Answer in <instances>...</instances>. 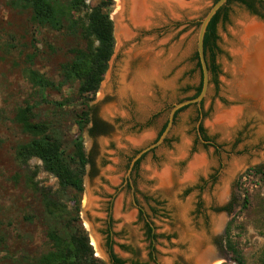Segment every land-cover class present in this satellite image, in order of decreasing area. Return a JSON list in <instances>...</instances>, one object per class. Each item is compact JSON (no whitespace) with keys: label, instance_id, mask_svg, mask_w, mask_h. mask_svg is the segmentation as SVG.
I'll return each mask as SVG.
<instances>
[{"label":"rangeland","instance_id":"obj_1","mask_svg":"<svg viewBox=\"0 0 264 264\" xmlns=\"http://www.w3.org/2000/svg\"><path fill=\"white\" fill-rule=\"evenodd\" d=\"M100 1L86 4L94 7ZM112 1L110 18L116 9ZM213 1L192 0L195 9L174 25L164 19L149 32L132 33L126 26L127 37L113 36V54L99 89L93 98L86 96L92 122L79 136L74 125L83 111L77 105L78 85L44 92L48 101L62 104L59 109L41 103L26 79V71L33 70L58 83L76 42L35 22L29 10L12 0H0V264H28L50 248L40 199L25 185L29 175L35 172L34 182L60 202L70 198L59 192L57 180L39 161L30 160L27 166L16 161L17 148L30 138L14 117L27 103L38 105L37 118L50 123L64 144L82 141L88 164L79 219L90 245L97 241V248L91 245L94 257L110 264L109 229L112 252L126 264H195L197 254L205 251L210 254L205 264H238L225 247L224 231L231 224L229 238L242 264H256L264 247V178L247 171L264 167V113L251 98L238 94L231 51L239 44L243 22L260 21L244 7L228 6L226 20L221 16L216 27L218 85H209L201 105V124L214 147L202 143L196 132L199 110L188 106L176 116L167 143L145 154L127 177L131 159L156 140L172 106L192 98L200 84L196 24ZM140 76L142 94L130 93ZM232 110L237 111L233 123L216 122ZM94 120L103 126L97 135L90 134ZM196 160L201 164L186 177ZM162 172L168 173V186L159 183ZM88 198L90 210L83 207ZM227 207L230 215L222 211ZM146 224L153 229L152 243Z\"/></svg>","mask_w":264,"mask_h":264},{"label":"trees","instance_id":"obj_2","mask_svg":"<svg viewBox=\"0 0 264 264\" xmlns=\"http://www.w3.org/2000/svg\"><path fill=\"white\" fill-rule=\"evenodd\" d=\"M217 1L214 0L213 3ZM12 2L29 10L35 22L46 25L54 31H62L76 42V46L71 49V62L61 66L58 83L48 80L33 70L26 71V79L32 89L39 93L41 103L59 109L63 107L62 104L48 101L44 92L48 90L60 92L64 87L78 85L80 102L77 105L82 107L83 111L77 116L74 125L80 136L86 125L92 122L86 96L93 98L96 95L113 54V24L110 20L113 1L101 0L94 7H89L86 0H12ZM232 4L244 7L252 16L264 21V4L254 0H228L227 4L212 18L204 35L203 47L210 78L209 85L213 84L215 87L218 85L219 75V69L215 63L216 55L219 53L216 45V27L221 16L226 20L227 8ZM198 25L196 24L197 27ZM194 59L201 77L197 54H195ZM200 91L201 79L190 99L196 98ZM37 106V104L27 103L16 111L15 123L19 125L22 133L30 138L28 143L17 148L15 152L16 161L22 166H27L28 162L33 159L39 161L42 170L57 180L59 192L67 194L70 198L66 203L60 202L57 195L50 189L42 188L37 182H34L35 172L27 177L26 187L40 199L46 239L50 246L45 254L33 259L28 264H105L94 257L87 233L80 225L82 177L88 164L82 141L80 138H76L70 144H64L61 135L50 123L37 118ZM185 109L179 110L175 114V119L178 113ZM202 115L204 118L203 112ZM165 127L166 123L156 139L159 138ZM102 132L103 126L94 120L90 134L97 135ZM198 133L199 138L205 144L214 147L206 137L201 123ZM164 143H167V140ZM142 158L135 163L134 169ZM247 172L264 178V167L252 168ZM222 211L231 214L229 207L222 209ZM230 228L231 224L227 225L224 231L225 247L228 252L233 254L235 261L242 264L241 254L229 238ZM145 234L152 243L155 237L153 229L148 224H146ZM106 236V248L110 264H126L112 252L109 229ZM256 264H264V247L258 255Z\"/></svg>","mask_w":264,"mask_h":264},{"label":"bare ground","instance_id":"obj_3","mask_svg":"<svg viewBox=\"0 0 264 264\" xmlns=\"http://www.w3.org/2000/svg\"><path fill=\"white\" fill-rule=\"evenodd\" d=\"M147 1L148 0H114L116 9L111 18L116 27L117 38L127 37L126 33L128 32L125 26L122 24L121 15L123 10L126 9V6L129 12V20L134 25H140L143 24V18L147 14L149 7L146 5L148 3ZM239 32V44L236 46V48H232L233 50L231 51L234 59L232 73L238 80L236 89L240 96L247 99L251 98L254 104L259 107L258 109L264 113V27L246 20L243 22ZM153 72L151 73L152 77L156 76V73ZM143 82V78L141 76L138 77L135 82L133 81L129 92L133 94H136L137 92L141 93ZM236 116V110L228 111L220 114L216 118V122L218 124L226 123L228 125L233 123ZM199 163V160H196L193 164H191L189 170L190 172L186 177H189L190 173H192L194 170L196 171ZM166 172H162L161 175L158 176L161 186H168L170 184L169 176L167 175L168 173L166 174ZM91 204L92 203L89 198L85 199L83 202L84 209L90 210L92 207ZM119 206L120 205L118 203L115 207L116 212H118ZM91 228L90 226H87L88 231H91ZM96 244L97 241L92 239L91 245L97 248ZM209 256V251H205L200 255L197 254L195 258V264H205Z\"/></svg>","mask_w":264,"mask_h":264},{"label":"water","instance_id":"obj_4","mask_svg":"<svg viewBox=\"0 0 264 264\" xmlns=\"http://www.w3.org/2000/svg\"><path fill=\"white\" fill-rule=\"evenodd\" d=\"M192 0L185 1V0H148L147 6V14L143 18V24L134 25L129 20V12L128 8L126 6V9L123 10L121 13L122 15V23L125 27L127 26V29L130 32H149L153 28L157 26V24L161 23L162 21L167 20L171 25H174L177 21H179L180 17H183L186 13H188L191 10L195 9L194 2H191ZM256 2H260L264 4V0H254ZM228 0H218L217 2L213 3L208 11L205 13L204 17L199 20L198 22V28H197V34H196V54L198 56V61L200 65V71H201V91L199 95L196 98L189 99L177 104H174L172 108L169 111L168 119L166 122V127L162 134L159 136L158 139H156L154 142L149 144L147 147L141 149L138 151V153L131 159L127 171V177H129L135 163L142 158L145 154L151 152L152 150L158 148L159 146L163 145L164 141L167 139L169 132L173 126L175 114L188 106H196L199 110V116H198V122L196 126V131L198 133L199 125L203 119L202 115V109L201 105L204 99L207 97V94L209 92V73L207 69V64L205 61V55H204V47H203V40L204 35L207 29L208 24L212 20V18L216 15V13L222 9L226 4ZM255 20L260 21V25L264 27V21L260 20L259 18L253 16ZM114 29H113V36L116 37V27L115 24L110 18ZM166 21V23H167ZM165 23V22H164ZM118 40V39H117ZM202 143H205L202 141ZM134 202V201H133ZM81 212H83L81 208ZM218 257L221 258L220 255Z\"/></svg>","mask_w":264,"mask_h":264},{"label":"flooded vegetation","instance_id":"obj_5","mask_svg":"<svg viewBox=\"0 0 264 264\" xmlns=\"http://www.w3.org/2000/svg\"><path fill=\"white\" fill-rule=\"evenodd\" d=\"M134 168V167H133Z\"/></svg>","mask_w":264,"mask_h":264}]
</instances>
